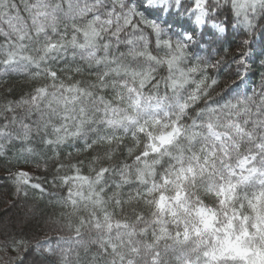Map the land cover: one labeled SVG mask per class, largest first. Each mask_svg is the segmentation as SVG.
Returning a JSON list of instances; mask_svg holds the SVG:
<instances>
[{"label": "snow or ice", "instance_id": "snow-or-ice-1", "mask_svg": "<svg viewBox=\"0 0 264 264\" xmlns=\"http://www.w3.org/2000/svg\"><path fill=\"white\" fill-rule=\"evenodd\" d=\"M0 171L5 264H264V0H0Z\"/></svg>", "mask_w": 264, "mask_h": 264}, {"label": "trees", "instance_id": "trees-1", "mask_svg": "<svg viewBox=\"0 0 264 264\" xmlns=\"http://www.w3.org/2000/svg\"><path fill=\"white\" fill-rule=\"evenodd\" d=\"M254 78L258 79V77ZM4 174L5 173L0 171V175ZM33 211L39 215L41 212L50 210L45 209L42 202L34 200L31 197L27 201H17L11 194L10 188L7 186L6 182L0 180V240L4 239L5 233H11L16 230V222L30 218ZM5 216H8L9 218L12 216V219L9 221V218L6 219ZM47 227L48 226L44 224L43 219H41L38 228L33 230V234H39L40 229H46ZM6 260L7 256L2 250H0V264H5Z\"/></svg>", "mask_w": 264, "mask_h": 264}, {"label": "rangeland", "instance_id": "rangeland-1", "mask_svg": "<svg viewBox=\"0 0 264 264\" xmlns=\"http://www.w3.org/2000/svg\"><path fill=\"white\" fill-rule=\"evenodd\" d=\"M13 213V212H12ZM5 218L6 219H8L9 217L8 216H5ZM28 218V217H27ZM12 219V216L9 218V221ZM22 221V220H21ZM18 222H20V220L18 221ZM18 222H16V224L18 223ZM14 223V222H13ZM15 224V223H14Z\"/></svg>", "mask_w": 264, "mask_h": 264}]
</instances>
